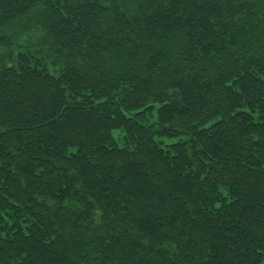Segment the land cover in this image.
Wrapping results in <instances>:
<instances>
[{
	"label": "trees",
	"instance_id": "trees-1",
	"mask_svg": "<svg viewBox=\"0 0 264 264\" xmlns=\"http://www.w3.org/2000/svg\"><path fill=\"white\" fill-rule=\"evenodd\" d=\"M0 264H264V0H0Z\"/></svg>",
	"mask_w": 264,
	"mask_h": 264
},
{
	"label": "rangeland",
	"instance_id": "rangeland-1",
	"mask_svg": "<svg viewBox=\"0 0 264 264\" xmlns=\"http://www.w3.org/2000/svg\"><path fill=\"white\" fill-rule=\"evenodd\" d=\"M120 136H121V132L120 131H118V130H116V131H114V137L118 140V139H120ZM177 141V139H171V140H167V139H165V142L167 143V144H171V143H174V142H176Z\"/></svg>",
	"mask_w": 264,
	"mask_h": 264
}]
</instances>
